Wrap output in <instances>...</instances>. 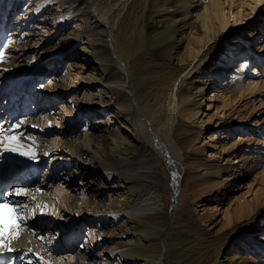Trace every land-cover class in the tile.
Listing matches in <instances>:
<instances>
[{
    "label": "bare ground",
    "instance_id": "1",
    "mask_svg": "<svg viewBox=\"0 0 264 264\" xmlns=\"http://www.w3.org/2000/svg\"><path fill=\"white\" fill-rule=\"evenodd\" d=\"M11 2L0 13V52L6 57L0 62V127L24 120L19 144L37 153L38 159L4 154L0 192L26 188L36 204L47 205L44 215L29 219L28 227L21 229L12 245L19 251L13 255L31 248L50 264H69L65 260L70 252L77 259L70 264H165V244L155 238L164 212L156 193L157 163L176 174L172 208L182 198L178 166L185 147L191 148L202 174H217L225 185L221 177L231 166L203 155L211 147V156L216 155L215 141L225 134L219 123H210L209 111L207 119L197 116L206 101L212 110L219 108L216 99L227 104L254 89L251 83H239L236 74L228 76L246 63L236 66L232 58L247 56L239 42L224 35L230 23L226 8L230 13L233 5L226 7L224 0ZM46 32L56 37L42 51ZM207 70L208 78L185 84L189 74ZM84 89L91 97L86 103L79 96ZM225 149L222 145L219 151ZM261 158L263 146L235 164L242 162V170L252 172ZM59 170L67 176L64 183L58 182ZM239 170L233 179L241 177ZM36 189L41 191L37 194ZM193 192L196 198L198 192ZM8 199L33 204L25 197ZM253 208L250 201L243 206L245 211ZM258 231L262 233L250 235ZM234 241L256 248L260 260L237 253L236 244L223 260L216 254L211 264H264L263 209L238 225L222 248ZM28 258L36 263L35 255ZM7 259L0 257V264ZM15 264L22 262L17 259Z\"/></svg>",
    "mask_w": 264,
    "mask_h": 264
},
{
    "label": "rangeland",
    "instance_id": "2",
    "mask_svg": "<svg viewBox=\"0 0 264 264\" xmlns=\"http://www.w3.org/2000/svg\"><path fill=\"white\" fill-rule=\"evenodd\" d=\"M224 1H226V7H230V4L233 5L230 13L226 8L230 23L224 33L225 38L230 42H239L238 47L242 52L247 53V56L235 55L232 58V60H236V66L241 61L246 63H244L245 66L241 71L235 69L228 76L234 73L239 76L236 78L239 83L244 85L251 83L254 89L244 90V96H238L234 101L227 104L221 99H216L215 103L219 108H212V110L208 109V102L206 101L205 107H202L197 116L200 120L207 119L206 112L209 111L208 113L213 115L210 123L213 125L219 123L218 129L220 128V132L225 134H222L224 136L222 139L218 137L215 141L217 145L216 155L211 156L212 147L203 154L207 160L217 161L224 166L228 164L231 166V171L221 177L223 180L226 179L225 185L220 183V177L217 174H202L203 172L195 167L191 148L185 147L182 150V159L178 166L182 198L172 208L170 204L173 173L165 163H157L156 175L159 178V183L156 187V193L163 203L161 207L164 212L162 213V223L155 238L161 239L165 244V264H211L216 254H219L220 260H223L236 244L239 245L237 253L249 254L259 259V256L255 255L258 253L256 248L245 247L238 241L232 242L224 249L222 247L238 225L249 219L254 211L264 210V158H261L258 168L252 172L243 171L242 162L235 164L242 156L249 157L256 148L264 147V0L260 2L254 0ZM9 3H12L11 0H0V13L3 12L1 8ZM43 15H45L44 10L38 14L41 19ZM74 25L75 23L72 25V29ZM49 33H45L47 36L40 44L43 46L42 51L49 49L54 44L53 40H49L54 35L56 37V34L48 35ZM243 48L245 49L243 50ZM219 56L225 58L223 54ZM54 60L55 58L50 60L48 68H52L50 65ZM58 65L56 66L59 70L61 66ZM210 73L211 70L204 73L189 74L185 84L196 77L206 79ZM232 84L235 86L238 83ZM208 95L206 94V100L209 99ZM79 96L84 103L91 99L85 93V89ZM47 105L54 107V103L51 104L49 100ZM3 106L4 103L1 102L0 110ZM89 117V115L83 116L86 121L89 120ZM4 127L6 128V126ZM55 128L53 126L51 130H55ZM58 130L65 131V128H58ZM200 140H202L200 144L206 141L204 137H201ZM222 145L226 149L220 152ZM237 168L240 169L238 173L241 177L233 179L236 176ZM59 172L62 181L58 180V182L64 183L67 176L61 170ZM194 189L198 192L196 198H192ZM247 201L254 204L253 211L243 209ZM213 207L214 209L210 211L209 209ZM50 210L52 211V209ZM211 212L212 214H208ZM47 218H51V216L48 215ZM261 233L259 231L250 232V235L256 237ZM155 250H158V245H156ZM75 255L76 253L70 252L65 261H68L69 264L75 262L77 260Z\"/></svg>",
    "mask_w": 264,
    "mask_h": 264
},
{
    "label": "snow or ice",
    "instance_id": "3",
    "mask_svg": "<svg viewBox=\"0 0 264 264\" xmlns=\"http://www.w3.org/2000/svg\"><path fill=\"white\" fill-rule=\"evenodd\" d=\"M5 54L0 52V62L5 60ZM7 71V69H5ZM25 123L24 120L18 123H13L9 127H0V158L6 153L17 154L21 157H25L29 160L36 161L38 159V154L32 152L31 149L25 151L23 150V145L19 144V137L24 134L20 132L21 126ZM51 122L49 121V127H51ZM33 143H35L34 137H29ZM44 155H49V153H44ZM176 174H173L175 178ZM38 194L41 190L36 189ZM9 196L25 197L33 201L32 206L28 204H15L11 203L8 199ZM47 205H41L35 203V196H29V190L26 188H13L10 193L0 192V257L7 256L8 259L4 261V264H15V261L19 259L22 264H34V261L28 258L31 255L36 256V264H50V261H45L43 257L39 256L37 253H33L31 248L23 251L19 256L13 255L19 250L15 249L12 245L13 242L18 240L22 234L21 229L28 227V220L35 219L39 215H44V209ZM33 235H36L34 230ZM38 239L44 240L42 235L37 236ZM47 243H51L48 240ZM81 247H84L82 244Z\"/></svg>",
    "mask_w": 264,
    "mask_h": 264
}]
</instances>
